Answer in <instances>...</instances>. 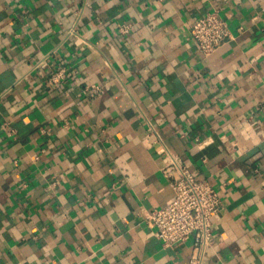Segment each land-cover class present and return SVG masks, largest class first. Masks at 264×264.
Returning a JSON list of instances; mask_svg holds the SVG:
<instances>
[{
    "label": "crops",
    "instance_id": "crops-1",
    "mask_svg": "<svg viewBox=\"0 0 264 264\" xmlns=\"http://www.w3.org/2000/svg\"><path fill=\"white\" fill-rule=\"evenodd\" d=\"M172 158L222 201L203 264H264V0H0V264H188Z\"/></svg>",
    "mask_w": 264,
    "mask_h": 264
},
{
    "label": "built area",
    "instance_id": "built-area-1",
    "mask_svg": "<svg viewBox=\"0 0 264 264\" xmlns=\"http://www.w3.org/2000/svg\"><path fill=\"white\" fill-rule=\"evenodd\" d=\"M119 29L127 33L129 25L123 24ZM190 33L204 55L233 38L228 22L217 11L193 19ZM163 172L174 195L164 206L147 212L146 222L154 226L165 247L191 240L193 250L188 264H203L205 252L213 241L212 218L222 205L220 195L208 180L198 179L176 158H172Z\"/></svg>",
    "mask_w": 264,
    "mask_h": 264
}]
</instances>
